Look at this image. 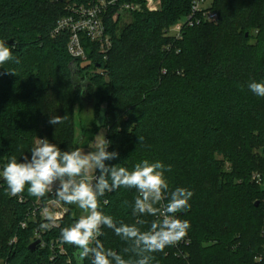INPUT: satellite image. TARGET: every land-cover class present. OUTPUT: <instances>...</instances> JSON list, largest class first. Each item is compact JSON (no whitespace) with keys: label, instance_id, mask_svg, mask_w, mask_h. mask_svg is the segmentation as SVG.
Listing matches in <instances>:
<instances>
[{"label":"trees","instance_id":"trees-1","mask_svg":"<svg viewBox=\"0 0 264 264\" xmlns=\"http://www.w3.org/2000/svg\"><path fill=\"white\" fill-rule=\"evenodd\" d=\"M192 1L159 0V10L131 13L128 24L112 19L111 10L106 34L112 49L106 56L98 43L84 39L86 59L80 60L67 49L68 32L53 33L68 3L0 0V40L14 46L20 60L0 66V166L13 155L30 159L37 138L63 151L76 148L81 138L80 148L92 143L105 108L108 151L119 153L106 163L131 169L144 159L161 161L171 166L165 174L170 189L194 193L190 208L178 213L190 223L183 238L188 244L155 253L153 264H264L257 260L264 255V188L250 182L253 172L264 177V97L248 89L251 81L264 83V0H207L219 15L216 23L183 29L181 39L169 35L166 29L187 17ZM47 70L76 92L78 104L86 101L94 108L91 121L80 120L76 143L71 107L59 128L48 122L57 107L45 84ZM6 188L0 181V263L75 264L74 247L64 243L67 254L55 261L50 247L29 251L39 224L29 221L31 213L38 201L44 204L55 195L38 199L25 190L21 203L6 195ZM135 195L124 188L107 193L102 210L134 223L123 202L132 203ZM66 207L59 228L47 232L45 240L59 239L61 228L78 219V208ZM103 232L104 246L123 254L127 245L111 229Z\"/></svg>","mask_w":264,"mask_h":264},{"label":"clouds","instance_id":"clouds-1","mask_svg":"<svg viewBox=\"0 0 264 264\" xmlns=\"http://www.w3.org/2000/svg\"><path fill=\"white\" fill-rule=\"evenodd\" d=\"M13 47L0 40V66L9 61L20 63ZM248 89L264 97V83L251 81ZM66 119V115H50L48 122L59 125ZM109 145L103 133L96 135L88 151L79 147L63 151L47 138H37L30 159L23 155L21 161L13 155L0 167L6 195L23 200L25 190L38 199L54 193L58 201L77 207L81 213L78 219L61 228L59 236L62 243L74 247L75 264H153L155 253H163L186 236L190 223L178 213L190 208L194 193L184 187L170 189L165 174L171 166L161 161L144 159L131 169L106 163L119 158L118 152L108 151ZM121 188L136 191L132 203L123 202L136 218L131 224L117 221L102 210L101 199ZM149 216L154 218L150 223L142 218ZM48 220L44 227L54 223L52 215ZM104 228L111 229L127 245L123 254L104 246L100 239Z\"/></svg>","mask_w":264,"mask_h":264},{"label":"built area","instance_id":"built-area-1","mask_svg":"<svg viewBox=\"0 0 264 264\" xmlns=\"http://www.w3.org/2000/svg\"><path fill=\"white\" fill-rule=\"evenodd\" d=\"M151 0H89L86 4L77 5L75 3L66 4L67 15L58 20L57 26L53 33L68 32L70 35L67 49L70 55L75 59H86V49L83 46V40L88 39L93 43H98L101 52L106 56L112 49V40L106 34V19L110 16V11H117L112 14L115 18L123 13H137L142 11H157L150 8ZM60 0H50V3H58ZM190 13L187 17L176 25L178 34L177 39L183 36V29L195 28L202 24L216 23L219 20L217 12L211 8L207 0H193ZM170 33V32H169ZM2 167V166H0ZM3 179L0 178V181ZM260 183V181H258ZM54 194V193H53ZM24 202V200H19ZM68 212L66 205L58 201L57 198L50 199L44 204L38 201L36 209L31 213L29 221L39 223L34 230V242L40 241V247L46 249L50 247L52 255L50 261H55L60 255L67 254L62 242L59 239L45 240V234L55 228H59L61 220ZM48 215L54 217V223L50 227H44L49 224ZM22 228H27V223H22ZM264 228V227H263ZM264 237V229L262 231ZM188 244V240H180ZM16 240L13 241L15 243ZM177 242L175 245H177ZM259 262L264 260V255L257 258ZM70 263V262H69ZM0 264H7L6 262Z\"/></svg>","mask_w":264,"mask_h":264},{"label":"rangeland","instance_id":"rangeland-1","mask_svg":"<svg viewBox=\"0 0 264 264\" xmlns=\"http://www.w3.org/2000/svg\"><path fill=\"white\" fill-rule=\"evenodd\" d=\"M161 3H159V0H151L150 1V8L154 10L160 9ZM156 12V11H153ZM114 15H116L118 12L114 11ZM133 15L131 13H123L121 15H118L115 19L118 21L119 19H122V24H128L131 22L132 18L130 16ZM183 21V20H182ZM123 28V26H121ZM170 33L169 35L176 37L178 34V31L176 29V25L170 27V29H166ZM253 42V41H251ZM77 67L74 66V72H77ZM45 84L47 85L48 90L51 93V104L54 107V109L57 107L55 115L64 116L66 111L69 110L71 107L75 113V121H76V129H75V143L76 141L82 136L81 135V121L80 120H90L93 118L94 108L91 105H88L86 101H84L83 105H80L76 102V92H74L70 88H65L59 78L56 76H53L49 73V70H47L45 74ZM77 81H84L79 78ZM86 97L87 94H86ZM90 99H94V96H90ZM94 104V103H93ZM67 116V115H66ZM105 108L101 110V113L98 117V125L100 126L99 131L97 132V135L103 133L104 137L106 138V130L104 128L105 125ZM91 121V120H90ZM60 127V124L57 125V128ZM96 138V136H95ZM95 141V139H94ZM94 141L90 144L89 141H85V144L82 146L81 149H85L86 151L89 150V148L93 147ZM87 145V146H86ZM258 149V148H257ZM226 163V162H225ZM231 165L228 164V162L224 165V170L228 171L230 169ZM260 181V183L258 182ZM251 183H255L257 186L260 185V187L264 188V177L261 175V173L253 172L250 179ZM79 210V209H78ZM80 212V210H79Z\"/></svg>","mask_w":264,"mask_h":264},{"label":"water","instance_id":"water-1","mask_svg":"<svg viewBox=\"0 0 264 264\" xmlns=\"http://www.w3.org/2000/svg\"><path fill=\"white\" fill-rule=\"evenodd\" d=\"M61 2H62V3H69V0H61ZM83 140H84V139L81 138V139L78 141L76 147H79V148H80V146H81ZM256 206H259V204H257ZM39 244H40V241H35V242H33V243L31 244V246L29 247V251H35V250L37 249V246H38Z\"/></svg>","mask_w":264,"mask_h":264}]
</instances>
